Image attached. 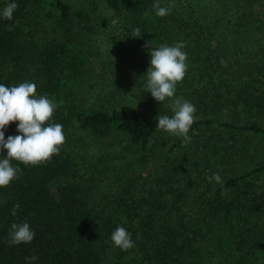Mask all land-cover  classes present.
<instances>
[{"label": "trees", "instance_id": "trees-1", "mask_svg": "<svg viewBox=\"0 0 264 264\" xmlns=\"http://www.w3.org/2000/svg\"><path fill=\"white\" fill-rule=\"evenodd\" d=\"M79 1L0 0V12L18 5L0 16V84L35 83L66 138L49 162L12 161L21 174L0 187V264H264V46L241 61L264 44V0ZM181 41L175 96L197 109L188 143L156 127L170 101L144 91L149 48ZM24 222L34 239L10 245ZM119 226L127 251L111 240Z\"/></svg>", "mask_w": 264, "mask_h": 264}, {"label": "clouds", "instance_id": "clouds-1", "mask_svg": "<svg viewBox=\"0 0 264 264\" xmlns=\"http://www.w3.org/2000/svg\"><path fill=\"white\" fill-rule=\"evenodd\" d=\"M18 5L8 3L0 12L4 19L11 20ZM156 15L164 17L170 14V7H161L153 4ZM141 30L134 29L133 37H140ZM184 42H177L174 46L161 45L158 48H149L151 60L146 71V86L144 91L163 103L170 101L173 115L158 117L156 127L172 135L180 136L185 143L191 141L188 135L192 124L197 117L195 105L176 97V86L183 80L187 71V54L182 51ZM102 51L105 49L102 48ZM110 51V50H109ZM57 105L46 95H37V86L32 82H23L18 86L0 84V151L7 150V155L0 158V187H7L19 179L21 169L14 167L12 161L23 163L26 166H37L49 162L53 155H58L61 146L65 143L63 126L52 122ZM18 121V135H9L5 139V130L11 122ZM209 182H221L218 173L207 177ZM19 205H14L12 215L17 214ZM35 232L29 223H13L9 232V244H29L34 239ZM111 240L116 247L127 251L134 247L131 234L122 226L117 227L111 234ZM30 264H35L37 256L25 257Z\"/></svg>", "mask_w": 264, "mask_h": 264}, {"label": "rangeland", "instance_id": "rangeland-1", "mask_svg": "<svg viewBox=\"0 0 264 264\" xmlns=\"http://www.w3.org/2000/svg\"><path fill=\"white\" fill-rule=\"evenodd\" d=\"M74 2L73 3H78L79 4V7H81V5H85L84 3H82V2H80L79 0H73ZM71 3H72V0H71ZM86 6V5H85ZM94 7L96 8V5H94ZM95 36V34H92L91 35V39L94 41V39L96 38V37H94ZM96 41V40H95ZM247 41H249V42H251V43H254L253 42V40H251V39H249V40H247ZM263 46H264V44H262V45H256L255 47H252V48H247V49H245L244 48V59H242L241 61L243 62V64L244 63H249V62H251L252 61V56L254 55V54H256L258 51H261L262 50V48H263ZM113 51L114 52H112V53H116V49H115V47H113ZM102 72V71H101ZM100 72V73H101ZM107 75V78H113V76L109 73V72H107V71H104V74H101V76H103V77H105ZM83 98L84 99H86L87 101H88V98H89V94H88V92L87 91H84L83 92ZM105 98H106V94H105V96H104ZM100 103H98V104H93V106H96V105H99V106H103V107H108L109 105H110V101H99ZM115 103V102H114ZM116 107H120L119 105H116ZM87 142H88V144H89V142H90V139H88L87 140ZM104 142H105V140H104ZM92 145L93 146H95V144L94 143H96V142H94L93 140H92ZM96 148V147H95Z\"/></svg>", "mask_w": 264, "mask_h": 264}]
</instances>
